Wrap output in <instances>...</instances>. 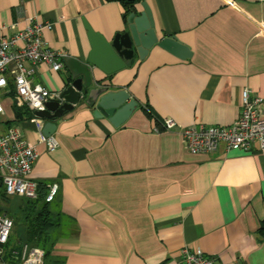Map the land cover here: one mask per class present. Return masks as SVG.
Segmentation results:
<instances>
[{
    "label": "crops",
    "instance_id": "0c3cea01",
    "mask_svg": "<svg viewBox=\"0 0 264 264\" xmlns=\"http://www.w3.org/2000/svg\"><path fill=\"white\" fill-rule=\"evenodd\" d=\"M142 1L158 38L176 36L191 55L153 45L108 76L95 68L110 90L125 89L138 103L122 124L77 104L51 121L58 146L49 151L4 99L1 131L14 124L36 146L29 178L39 193L58 187L51 209L60 224L43 264H174L184 247L201 248L215 264H264L256 232L264 150L192 153L178 132L232 124L245 87L264 96V0H138L136 14ZM123 12L115 0H0V36L35 16L54 22L42 31L48 47L84 61L87 28L109 40L124 27ZM64 71L34 65L31 81L57 92ZM164 118L176 128L163 130Z\"/></svg>",
    "mask_w": 264,
    "mask_h": 264
},
{
    "label": "built area",
    "instance_id": "2783aa9c",
    "mask_svg": "<svg viewBox=\"0 0 264 264\" xmlns=\"http://www.w3.org/2000/svg\"><path fill=\"white\" fill-rule=\"evenodd\" d=\"M231 3V2H230ZM54 22H38L35 16L25 18L22 29L11 35L0 36V124L6 111L4 99H9L11 108L23 119L31 120L37 131L36 145H44L52 151L58 146L53 134L43 133L45 119L36 112L44 111L48 100L58 98L57 92L31 81L32 66L47 64L50 69L60 70L67 53L54 50L43 40L42 31L51 29ZM9 81L13 94L9 95ZM163 130L176 128L171 118L162 120ZM157 131V129H155ZM186 150L192 153H213L223 146L224 150H264V96L253 94L245 87L241 92V109L234 122L226 126L213 124L178 127ZM38 153L36 146L29 144L18 126L11 124L0 130V188L6 196L34 198L37 183L29 178L31 167ZM56 184H51L45 195L52 202L57 193ZM13 227V218L0 213V264L3 263L4 244ZM17 264H43L44 251L29 244H20ZM174 264H215L201 248L184 247L180 260Z\"/></svg>",
    "mask_w": 264,
    "mask_h": 264
},
{
    "label": "water",
    "instance_id": "95a60500",
    "mask_svg": "<svg viewBox=\"0 0 264 264\" xmlns=\"http://www.w3.org/2000/svg\"><path fill=\"white\" fill-rule=\"evenodd\" d=\"M141 7L138 14L134 7L124 16V27L109 40L87 28L90 50L86 60L69 56L64 59L63 86L57 91L58 98L48 100L45 110L36 112L46 120L44 134H52L55 128L52 120L80 103L87 106L94 117H106L114 126L122 124L137 108V101L125 89L110 90V84H105L103 78H96L95 68L108 76L124 68L135 57L143 59L153 45L167 50L179 59H186L191 55L189 48L178 41L176 36L158 38L149 8L144 1L141 2Z\"/></svg>",
    "mask_w": 264,
    "mask_h": 264
},
{
    "label": "trees",
    "instance_id": "16d2710c",
    "mask_svg": "<svg viewBox=\"0 0 264 264\" xmlns=\"http://www.w3.org/2000/svg\"><path fill=\"white\" fill-rule=\"evenodd\" d=\"M120 2L124 12L123 16L128 14L133 9V5L136 1L130 0H115ZM13 94V85L9 81L8 93ZM47 193V191H46ZM46 193H39L37 189V195L34 198H26L22 196L19 197L17 202L16 212L14 215L17 221L21 222L23 225V231L21 235L18 236L16 240L9 239L10 234L6 243L4 244V257L3 263L5 264H17L19 262L20 244H29L38 247L44 251V256L46 251L51 245L50 242V231L55 227L59 226L60 220L59 215L51 209L52 202H46L44 200ZM11 198L6 196L3 190L0 188V203H7ZM3 212L2 206L0 205V213ZM18 225V224H15ZM15 231V230H14ZM19 232V226H18ZM257 234L259 238L264 242V218L260 221L257 228Z\"/></svg>",
    "mask_w": 264,
    "mask_h": 264
},
{
    "label": "rangeland",
    "instance_id": "374dc122",
    "mask_svg": "<svg viewBox=\"0 0 264 264\" xmlns=\"http://www.w3.org/2000/svg\"><path fill=\"white\" fill-rule=\"evenodd\" d=\"M10 103V101H9ZM8 108H10L9 105H7ZM2 125H0V130ZM11 199L7 202V203H0V205L2 206L3 212L2 213H8V215H10L13 218V227L10 231V237L9 239H13L16 240L18 239L17 237L21 235V232L23 231V225H20L21 222L17 221L16 223V219H15V212H16V206H17V202L19 201V197H10ZM18 224V225H15ZM18 226H19V232H18ZM15 230V231H14ZM25 230V229H24Z\"/></svg>",
    "mask_w": 264,
    "mask_h": 264
}]
</instances>
